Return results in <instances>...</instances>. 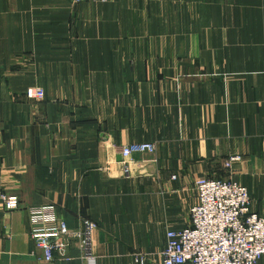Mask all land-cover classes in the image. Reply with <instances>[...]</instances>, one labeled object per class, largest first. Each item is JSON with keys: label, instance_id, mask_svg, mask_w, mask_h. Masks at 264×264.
<instances>
[{"label": "crops", "instance_id": "crops-1", "mask_svg": "<svg viewBox=\"0 0 264 264\" xmlns=\"http://www.w3.org/2000/svg\"><path fill=\"white\" fill-rule=\"evenodd\" d=\"M136 143L156 151L123 160ZM201 177L264 217V0H0V264H89L34 251L43 205L96 225L93 264H161Z\"/></svg>", "mask_w": 264, "mask_h": 264}, {"label": "built area", "instance_id": "built-area-1", "mask_svg": "<svg viewBox=\"0 0 264 264\" xmlns=\"http://www.w3.org/2000/svg\"><path fill=\"white\" fill-rule=\"evenodd\" d=\"M78 4L84 0H69ZM106 2L107 0H93ZM28 99L42 101L44 90L40 87L25 91ZM123 160L132 154H153L151 143H136L119 147ZM239 156H229L224 168L230 170ZM196 204L189 210V224L166 232V244L161 253V264H258L264 256V217L250 211L248 190L232 180L201 177L194 181ZM6 210L19 206L14 195L0 194ZM28 236L34 251L44 260L64 257L67 248L75 246L89 264L91 236L96 225L84 220L78 228L70 229L58 218L54 205L26 208Z\"/></svg>", "mask_w": 264, "mask_h": 264}]
</instances>
